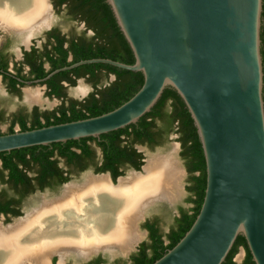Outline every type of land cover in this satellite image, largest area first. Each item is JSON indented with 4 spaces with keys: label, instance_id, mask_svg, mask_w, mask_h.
Masks as SVG:
<instances>
[{
    "label": "water",
    "instance_id": "obj_1",
    "mask_svg": "<svg viewBox=\"0 0 264 264\" xmlns=\"http://www.w3.org/2000/svg\"><path fill=\"white\" fill-rule=\"evenodd\" d=\"M47 1L52 10L53 5ZM105 3L132 51L134 63L89 59L56 69L44 78L24 83V102L29 108L38 105L25 100L27 91L35 88L42 97L45 89L42 83L59 72L87 64H107L140 72L143 76L140 89L127 102L100 116L0 135V153L84 138L98 139L136 124L152 110L163 91L172 88L196 129L205 161L206 188L189 230L152 264H222L238 236L244 238L254 264H264V73L260 37L263 0H105ZM50 26L51 23L39 29L30 39L50 30ZM30 39L23 41L26 49ZM113 79L111 76L109 81ZM83 82V78L77 80L78 84ZM79 88L73 96L81 101L92 88H81V94ZM179 146L174 144L167 156L176 162L182 178L187 171L176 158ZM135 149L141 152L140 146ZM145 163L143 159L140 170L130 168L127 175L141 173ZM123 174L113 180L109 172L92 170L84 175L83 181L86 177L104 176L115 185L126 177ZM67 185L64 183L63 189ZM179 189L180 196L184 192L181 180ZM176 200H154L147 208L155 202L172 206ZM145 211L138 221L144 219ZM21 218L12 217L10 221ZM147 234V231L142 234L141 239ZM141 239L125 252L101 249L82 256L74 252L70 255L85 262L99 253L109 258L120 254L128 260ZM55 256L58 264H64L65 259L60 263L59 256Z\"/></svg>",
    "mask_w": 264,
    "mask_h": 264
},
{
    "label": "trees",
    "instance_id": "obj_2",
    "mask_svg": "<svg viewBox=\"0 0 264 264\" xmlns=\"http://www.w3.org/2000/svg\"><path fill=\"white\" fill-rule=\"evenodd\" d=\"M52 5L57 12L65 7L70 20L83 22L85 31L90 30L92 36L87 37L84 32L80 36L66 37L58 29H53L48 33L49 39L51 37L52 40L43 44L41 51L33 49L29 54L32 58L36 57L27 60L33 79L44 78L56 69L82 60L109 59L124 64L134 63L132 51L105 0H52ZM261 45L264 60V41ZM45 63L49 66L48 70L44 68ZM0 69H6V64L1 61ZM20 72L21 69H18V74ZM111 76L114 79L109 81ZM81 78L90 84L92 91L81 101L68 98L67 86H76L77 80ZM5 79L10 81V91L19 92L16 89L18 83L14 79ZM142 84L143 76L140 72L126 71L107 64H87L59 72L42 85L47 88L46 96L60 100L61 104L51 111L39 112L35 108L30 121L23 117L17 119L18 122L12 121L7 134L14 133L12 127L15 123L19 125V131H28L100 116L127 102ZM262 95L264 101V88ZM170 134L178 136L180 157L187 171L186 203L190 207L178 208V215L173 218L167 233L160 230L157 219L143 223L142 227L148 233V240L137 247L126 264H152L173 248L189 230L199 213L206 188L205 161L196 129L183 101L172 88H166L152 110L136 124L103 134L98 139L84 138L0 153V159L3 161L0 173L5 170L9 172L8 180L2 178L3 174L0 175L1 182H9L14 188L24 187L26 192H33L35 187L43 191L59 186L68 182L69 175L73 172L68 170L64 176V170L58 165L59 159H64L67 167L78 169V172L91 166L95 173L109 172L115 180L123 174L125 168L140 170L143 155L135 149L136 144L159 146ZM92 142L101 152L100 160L91 148ZM28 173L35 176L29 177ZM8 205L9 203H0V213H12L13 210L8 208ZM19 215L18 211L12 213L13 217ZM239 248L245 250L242 264H254L242 236L237 237L222 264H236L234 257ZM88 264L120 263H107L101 256H97Z\"/></svg>",
    "mask_w": 264,
    "mask_h": 264
},
{
    "label": "bare ground",
    "instance_id": "obj_3",
    "mask_svg": "<svg viewBox=\"0 0 264 264\" xmlns=\"http://www.w3.org/2000/svg\"><path fill=\"white\" fill-rule=\"evenodd\" d=\"M50 14L47 0H0V29L27 39L51 23ZM25 94L27 102L40 103L38 94ZM180 180L173 158L156 156L115 185L104 176L67 185L25 218L0 226V264H49L54 254L62 263L70 253L101 249L125 252L141 239L135 224L151 201L178 198Z\"/></svg>",
    "mask_w": 264,
    "mask_h": 264
},
{
    "label": "rangeland",
    "instance_id": "obj_4",
    "mask_svg": "<svg viewBox=\"0 0 264 264\" xmlns=\"http://www.w3.org/2000/svg\"><path fill=\"white\" fill-rule=\"evenodd\" d=\"M49 1L51 3V0H49ZM51 12H52V16L50 14V16H51L50 29L55 27L61 33L65 34L67 36H70V35L80 36V35L84 34V32H85L87 37L92 36V34H90V32H91L90 30L85 31L86 29H85V25L83 24V22L70 20V18L66 14V11L64 8H62L60 10V12H57L56 10H54L52 8ZM45 32L46 31H44L43 33H40L37 36H35L34 38H32L33 41L37 42V44L40 45L42 38H43V34ZM0 35H1V32H0ZM7 35L8 36H6V38L14 37L10 34H7ZM0 39H1V36H0ZM10 40H12V44H11L9 50L13 53H17V50L20 47L18 39L16 38V40H14L13 38H11ZM17 55H18V53H17ZM78 87H81V88L87 87L89 89L92 88L90 86V84H88L86 81L83 82L82 84L77 83L76 86H74V87H67L66 93H67L69 98H74L73 94H75L76 89ZM91 91H92V89L89 90V92H91ZM30 93L38 94V96L40 98V103H37V104H38V106H40L41 109H46V110L47 109H54L59 104L58 100L53 99V98H49L43 92H42V97H40V94L38 92H36L35 88H33L30 91ZM19 104L20 103H18L16 101V99H14L13 97H8L4 93V86L2 85V83H0V108L4 109L5 112H12L18 108ZM5 128H6V125L1 126V129L3 131L5 130ZM176 136H177L176 134L168 135V137L162 142L161 145L155 146V147H149L147 145H140V144H136L135 146L141 147L140 153L143 155V159H145V160H147L148 158H151V157H156V156L166 157L170 152L173 151V149H174L173 145L176 143L179 144V142H177L178 136L177 137ZM90 145H91V148L94 150L98 160H100V150L96 147V145L93 142L90 143ZM176 158H177L179 164L181 165V167L185 168L184 162L180 157V150H178V152L176 154ZM58 165L63 170H67V167L64 164V162L62 161V159L58 160ZM92 170H93V167L90 166L86 170L79 172V173H75L73 171L70 174L69 181L66 183H69V185H70V183L80 184L83 181L84 175L89 174L90 172H92ZM130 172H131L130 168H125L123 170V173H124L123 175L127 176V174ZM181 184L184 187V192H183V194H181L177 198L176 201H174L172 206L165 203V202H155V203H153V205H151L149 208H147V210L144 213V219L136 222L137 223V232L140 234V236L142 234L146 233V230H144L142 227V225L145 221H147V220L154 221L155 219H157L160 230L163 233H165L166 231H168L169 226L172 224L173 218L177 215L176 212H178V208L182 207L184 209H188L190 207V205L186 203V199L188 197V193L186 192V189H185V187L187 185V175L182 176ZM3 189L5 191H7V188L5 186L0 185V190H3ZM62 190H63V184L56 186V187H53V188H50V189H46V190L41 191V192L37 191V192L29 195L21 203V215H19V216L22 218H25L28 214L32 213L33 210L38 208L40 206V204L42 203V201H45V200L50 201V200H53L56 197L60 196L62 193ZM7 193H9V192H7ZM15 221L16 220L8 222V221L4 220V218L0 217V226H2L1 223H3V225H7V224L12 225ZM147 240H148L147 235L143 236L141 241L138 244H141L142 242H146ZM242 249L243 248H239L237 254L234 257V261L236 264H242L243 259L245 257V250L243 249L244 252H241ZM132 253H134V252H132ZM132 253H130L128 255V258L130 257V255ZM97 256H101L107 263L119 262L120 264H124V263L126 264L128 262V260H126V257L123 258V256L120 254H117L116 256H114L112 258H109L106 255H101V253H99ZM97 256H93L88 261L85 262L78 257L70 255V256L65 258L64 264H88L91 260H93ZM238 257H239V259H238ZM54 260H55L56 264L59 263L57 256L54 255L50 258V264H52Z\"/></svg>",
    "mask_w": 264,
    "mask_h": 264
},
{
    "label": "flooded vegetation",
    "instance_id": "obj_5",
    "mask_svg": "<svg viewBox=\"0 0 264 264\" xmlns=\"http://www.w3.org/2000/svg\"><path fill=\"white\" fill-rule=\"evenodd\" d=\"M51 4H52V0H51ZM62 8L65 9V7H62ZM53 9H54V7H53ZM65 11H66V9H65ZM53 29H57V28H55V27L51 28L50 30L46 31L43 34V38H42L40 45H38L37 42L33 41V39L32 38L30 39V37H29L28 39H30V45H29L28 49H26L23 45V41L26 40L25 38H23L20 35L14 34L11 31H3L2 32L0 30V32H1V35H0L1 36V39H0V61L6 64L5 70L0 69V83H2V85L4 86V93L8 97H13L14 99H16V101L18 103H20L18 105V108L12 112H5L4 109L0 108V134H3V135L7 134L9 128L11 127V122L14 120L16 122H18L17 119H19L20 117H23L24 119H27L28 121H30L32 119V115H33L32 113H33V110L35 108H37L39 112L53 110V109H47V110L41 109L40 106H38V105H33L31 108H29L28 105L24 102L23 93H22V89L24 87H26L24 84L25 82L36 80V79H33L32 75H30L31 67L29 65V62L27 64V60L30 61V59H34L36 57L34 56L32 58V57H30L29 54H31L33 49H38V51H41L43 44H45L49 40L50 41L52 40L51 37L49 39L48 33L51 32ZM7 34L14 36L15 38L10 36L14 40H16V38L18 39V42L20 44V47L17 50L18 55H17V53H13L9 50V48L12 44V40H10L11 38H6V36H8ZM61 34L65 35L63 33H61ZM65 36L69 37L67 35H65ZM260 37H261V44H262V42L264 41V17L262 18ZM263 58H264V52H263ZM36 60L38 61L39 59H36ZM262 62H263L262 64H263V73H264V60L263 59H262ZM44 68H45V70H48L49 66L47 63L44 64ZM18 69H21L20 74H18ZM5 77L12 78L18 83L16 85V89H18L19 92L14 93V92L10 91V89H9L10 81L8 79H5ZM263 84H264V76H263ZM263 88H264V85H263ZM46 90H47V88L45 86V89L43 91L45 95H46ZM25 97H26V94H25ZM67 97H68V95H67ZM53 99H55V98H53ZM70 99H73V98H70ZM56 100H58V99H56ZM58 102H59V104H58V106H59L61 104V101L58 100ZM28 103H31V102H28ZM37 103H39V102H37ZM37 103H33V104H37ZM3 125H6V128L4 131L1 129V126H3ZM12 129L14 132H16V131L20 130V127L17 123H15L13 125ZM100 159H101V152H100ZM62 161L66 165L65 160L63 159ZM2 165H3V161L0 159V169H1ZM66 167H67V165H66ZM68 170H72L75 173H79L77 171L78 169H75L73 167H67V170H64V172H65L63 174L64 176L67 175L66 172ZM1 174H3L2 178L4 180L9 179L8 170L2 171V173H0V175ZM28 176L34 177L35 174L28 173ZM69 177H70V175H69ZM33 184L35 185L34 182H33ZM0 185L5 186L7 188V191H5L4 189L0 190V203H2V204L9 203V205L7 207L13 210L12 213L14 211H18L20 213V215H21V203H22V201L26 197H28L29 195H31L37 191L41 192L39 189H37V187H35V190L33 192H28V191L26 192L25 188L24 187L22 188L21 186H17L16 188H14L11 185V183H9V182H6V183L1 182V177H0ZM46 189H50V188H46ZM46 189H44V190H46ZM7 192H9V193H7ZM3 206L4 205H2V207ZM12 213H8V214L7 213H0V217L3 216L4 220L9 222L10 218L13 217Z\"/></svg>",
    "mask_w": 264,
    "mask_h": 264
}]
</instances>
